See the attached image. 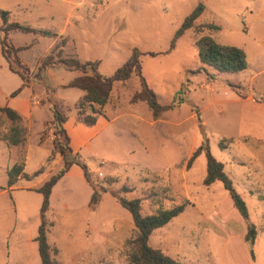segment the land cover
<instances>
[{
    "label": "rangeland",
    "instance_id": "1",
    "mask_svg": "<svg viewBox=\"0 0 264 264\" xmlns=\"http://www.w3.org/2000/svg\"><path fill=\"white\" fill-rule=\"evenodd\" d=\"M199 3L206 8L199 23L215 24L218 30L202 34L189 30L173 51L164 54L175 32ZM0 10L11 12V20L36 30L9 35L15 47H28L19 57L33 74L61 36L72 40L64 48L65 56L76 55L82 62L100 60L98 72L105 76L122 66L133 48L162 53L143 57V76L162 104L178 101L181 84L189 79L190 92L183 103L165 113L163 121L152 120L149 108L138 103L140 120L121 119L109 128V134L105 133L108 141L79 155L94 171V181L105 184L111 177L116 191L124 186L130 189L121 191L122 196L141 198L144 214L185 204L182 213L153 232L151 246L182 264H264V104L256 103L264 97V0H0ZM204 35L243 49L248 68L220 73L204 65L213 79L207 73L195 72L202 66L195 42ZM78 75L54 68L43 80L34 79L29 87L22 88L21 78L9 70L0 47V105L12 98L24 100L31 103L33 114V120L26 121L27 117L20 114L28 130L26 151L17 147L16 155L0 141V264L41 262L34 238L41 224L43 197L35 191L10 189L7 170L14 166L17 156V163H25V173L31 178L21 179L16 186L41 187L63 167L52 130L46 131L44 142L53 149L49 161L50 148L40 144L38 133L53 117L45 100L47 89L57 103L68 105L63 106L67 116L76 117L73 105L83 91L64 85ZM228 83L242 86L249 99H240ZM138 89L136 76L126 86L116 85L109 104H122L120 111H125ZM36 100L45 103L39 107L33 103ZM11 126L0 114V133H7ZM204 140L243 198L247 220L222 182L209 188L204 185V153L187 167ZM222 140L225 148L220 146ZM67 173L53 189L46 213L52 223L48 241L58 251L59 264H128V241L135 237L130 213L116 200H107L109 193H105L106 199L103 194L102 205L93 211L89 208L93 193L90 184L77 173ZM250 224L257 229L253 246L245 239Z\"/></svg>",
    "mask_w": 264,
    "mask_h": 264
},
{
    "label": "trees",
    "instance_id": "2",
    "mask_svg": "<svg viewBox=\"0 0 264 264\" xmlns=\"http://www.w3.org/2000/svg\"><path fill=\"white\" fill-rule=\"evenodd\" d=\"M205 5L199 3L197 7L183 21L180 28L175 32V35L170 43V47L164 54L170 53L176 47L177 41L192 30L195 34L204 32H212L218 30L215 24L199 23V20L205 13ZM2 24L0 26V47L1 55L5 59L9 70L17 74L22 80V88L29 87L34 79L43 80L51 69L63 68L69 71L77 72L79 75L64 85L65 88H75L85 92L75 105L77 122L92 127L97 123L100 116H105V107L111 102L112 95L116 85L126 86L127 82L136 76L139 80V89L134 92L131 97L132 104H145L152 113L155 120H159L165 113L180 106L184 101V96L190 92V80L187 79L181 84L178 101L174 100L169 104H162L157 96V93L147 83L142 72V59L146 55L157 56L162 53L142 52L138 48L132 49L131 56L127 61L120 66L111 76H105L98 72L100 60L82 62L76 55L65 56L64 48L72 41L68 37H62L58 44L46 54L39 62L35 74L30 70L29 66L24 63L19 52L22 49L28 48L15 47L9 40L10 33H35L36 30L25 23H19L10 19L11 12L0 10ZM44 35H49L47 31H40ZM57 37L56 34H54ZM195 45L198 50L199 61L202 64L195 72L207 73L204 65L214 68L220 73H239L248 68V59L245 51L236 46L222 45L215 41L210 35H204L196 40ZM193 73V71H192ZM210 78L213 75L207 73ZM228 85L240 97L246 98V95L241 91L242 86L228 83ZM14 91L11 96H17L21 89ZM47 102L53 113L51 122L45 124V130L41 134L40 144L46 141L45 136L47 130H52L54 137V146L58 150L63 159V167L56 172L48 181L41 187L35 188L33 191L42 195V206L40 209L41 224L38 228V234L35 241L38 244V250L41 262L40 264H59L56 259L58 254L57 249L48 241V233L52 223L46 217V213L50 209V199L54 187L65 176L73 165L81 167L86 181L93 189L89 208L95 211L102 200L105 193H109L115 200L126 209L132 216L135 237L128 241L130 244L129 262L128 264H182L176 258L165 254L161 249L150 245V238L153 232L163 228L175 217L182 213L185 209V204L178 205L172 209H158L155 213L144 214L142 208L143 200L141 198L129 199L121 195V191L127 193L130 189L126 186L121 188V191H116L111 184L113 179L108 178L105 184H99L92 178V172L79 153H75L71 147V139L65 127L68 120L67 114L63 106L55 101L52 97V91L47 89ZM264 102V97L258 100ZM195 110V107H192ZM196 111V110H195ZM198 112V111H196ZM0 114L3 115L12 126L7 133H0V141L5 142L9 146L26 148L28 142V130L23 125V117L13 108L9 106H0ZM224 141L220 142L221 148L224 147ZM205 154L207 159V174L204 179L206 187L212 186L216 182H222L224 188L230 194L234 206L239 211L240 215L247 220L248 209L241 197L234 188L233 181L225 173L224 165L217 161L211 154L207 141L193 152L187 163V167L191 168L194 161L201 154ZM52 159V155L48 161ZM42 172V169L35 173ZM8 187L11 188L20 179H30L25 173V163H16L8 172ZM257 238V229L250 224L246 234V241L253 246Z\"/></svg>",
    "mask_w": 264,
    "mask_h": 264
},
{
    "label": "crops",
    "instance_id": "3",
    "mask_svg": "<svg viewBox=\"0 0 264 264\" xmlns=\"http://www.w3.org/2000/svg\"><path fill=\"white\" fill-rule=\"evenodd\" d=\"M16 47H21V46H16ZM82 91V90H81ZM85 95V92L83 91V93H80L77 97V100L76 102L74 103L73 106L76 105V103L78 102V100L83 97ZM238 95V94H236ZM239 96V95H238ZM47 97V95H46ZM46 97H45V100H46ZM240 97V96H239ZM240 99H242V97H240ZM243 99H249V98H243ZM45 100L42 101V100H36L34 103V105L36 106H39L42 105L43 103H45ZM259 100V99H258ZM256 101V103H258V105H263L264 102H259V101ZM61 104L62 106H68V105H65L63 103H59ZM130 104V102H129ZM110 105V106H109ZM138 104H130L129 107H127L125 109V111H120V109L122 108V104L121 105H117L116 107H114L113 105L111 104H108L106 107H105V116H100L97 120V123L92 126V127H87L79 122H77L76 120V117L74 116V114H72L71 116H67L68 117V120L65 124V127L67 129V132L70 136V139H71V147L72 149L74 150L75 153H79L81 154L82 156L85 154L86 151H89V150H94L95 147H99L101 146V144H103L104 141H108V140H105V138H108L109 135H107L105 138H104V135L105 133L106 134H109V128L113 125V124H116L118 121H120L121 119H124V118H132L134 120H140V115L139 113L137 112V106ZM0 106H9L13 109H15L19 114H23L25 115L27 118L25 119V121L27 119L31 120L33 118V114H32V111H31V103L30 102H26L24 100L22 101H18L16 100L15 98H12L10 102H7L6 105H0ZM48 107H49V104H48ZM193 110V109H192ZM194 111V110H193ZM53 116V114H52ZM53 119V117H52ZM52 119L50 121H47L45 124L49 123L52 121ZM33 120V119H32ZM152 120L154 121H163V117L159 120H155L152 116ZM45 124H44V129H45ZM203 124V123H202ZM137 128V127H136ZM43 130H41L38 135H39V140H40V137H41V134L43 133ZM159 134V132H158ZM3 142V141H2ZM5 143V142H4ZM6 144V143H5ZM8 146V148H13L14 149V154L17 153L19 154V150H17L18 148L17 147H13V146H9L8 144H6ZM46 147H49L50 148V152L47 156V160L49 159V157L52 155V147L51 146H47V143H45L43 146ZM105 145H108V144H105ZM27 146V145H26ZM27 147L25 148V151H26ZM132 153H134V151H132ZM62 159L61 155L59 154V158L58 160ZM14 160H15V164L17 163L18 161V158L17 156L14 157ZM102 162H105L104 160ZM14 164V165H15ZM10 168H8L9 170ZM7 170V172H8ZM92 173H94V171L91 170ZM68 173L72 174V173H77L80 175L81 179L85 182V177H84V174H83V171L82 169L78 166V165H73L70 170L68 171ZM67 173V174H68ZM84 177V178H83ZM21 180V179H20ZM18 180L14 186H12L11 188H18V189H23V190H29V191H33L35 188H38L36 186H32V185H22V186H16L17 183L20 181ZM58 184V183H57ZM10 188V189H11ZM55 188V187H54ZM52 195V194H51ZM92 195V194H91ZM107 194L104 195V199L107 198L106 196ZM109 198L111 199L112 203L113 201L115 200V198H113L111 195L108 196V199ZM104 199H102L104 201ZM102 201H101V205H102ZM99 205V206H101ZM16 213V212H15ZM131 215V214H130ZM132 217V216H131ZM15 220L17 221L18 220V216H15L14 217ZM108 218V217H107ZM106 218V219H107ZM105 219V220H106ZM100 224H101V221H100ZM38 234V233H37ZM37 236V235H36ZM36 238V237H35ZM34 238V240H35ZM7 257L10 259L11 257V251H10V248L8 246V252H7Z\"/></svg>",
    "mask_w": 264,
    "mask_h": 264
}]
</instances>
